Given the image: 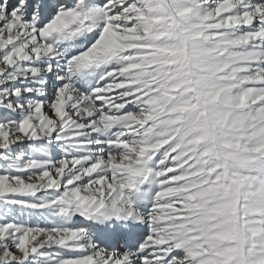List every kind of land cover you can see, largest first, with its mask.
Masks as SVG:
<instances>
[{
    "label": "snow or ice",
    "instance_id": "snow-or-ice-1",
    "mask_svg": "<svg viewBox=\"0 0 264 264\" xmlns=\"http://www.w3.org/2000/svg\"><path fill=\"white\" fill-rule=\"evenodd\" d=\"M0 264H264V0H0Z\"/></svg>",
    "mask_w": 264,
    "mask_h": 264
}]
</instances>
